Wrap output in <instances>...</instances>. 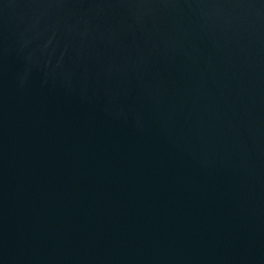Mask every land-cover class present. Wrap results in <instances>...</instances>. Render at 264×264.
Returning a JSON list of instances; mask_svg holds the SVG:
<instances>
[{
	"label": "water",
	"instance_id": "95a60500",
	"mask_svg": "<svg viewBox=\"0 0 264 264\" xmlns=\"http://www.w3.org/2000/svg\"><path fill=\"white\" fill-rule=\"evenodd\" d=\"M0 264H264V0H0Z\"/></svg>",
	"mask_w": 264,
	"mask_h": 264
}]
</instances>
